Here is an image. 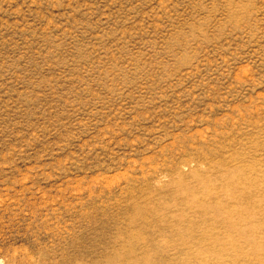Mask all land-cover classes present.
<instances>
[{"label":"rangeland","instance_id":"rangeland-1","mask_svg":"<svg viewBox=\"0 0 264 264\" xmlns=\"http://www.w3.org/2000/svg\"><path fill=\"white\" fill-rule=\"evenodd\" d=\"M249 240L264 0H0V264H264Z\"/></svg>","mask_w":264,"mask_h":264},{"label":"bare ground","instance_id":"bare-ground-1","mask_svg":"<svg viewBox=\"0 0 264 264\" xmlns=\"http://www.w3.org/2000/svg\"><path fill=\"white\" fill-rule=\"evenodd\" d=\"M237 210H239V209H237ZM238 216V215H237ZM240 216V215H239ZM235 218V217H234ZM226 219H227V224L229 225V226H232L231 225V222H230V220H229V218L228 217H226ZM254 230V227L253 228H250L249 229V231L251 232V230ZM246 235H247V232L245 233ZM260 234V233H259ZM246 239H247V237H246ZM249 242H251V243H254V244H252L253 246H254V249H252V250H249L250 252H251V255H255V253L257 254V252L260 254V253H262L263 255H264V243H262L261 241L259 242V241H257L258 243H256L254 240H252V241H250L249 240ZM234 246V245H233ZM236 246H234V248H235ZM235 250V249H234ZM233 250V251H234ZM236 252V253H235ZM235 252H233V253H235V258H246V257H248V255H245V254H243V253H239V251H238V249H236V251Z\"/></svg>","mask_w":264,"mask_h":264}]
</instances>
